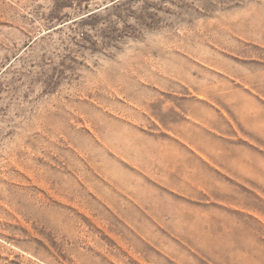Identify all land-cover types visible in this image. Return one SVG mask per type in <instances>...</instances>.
I'll use <instances>...</instances> for the list:
<instances>
[{"label":"rangeland","instance_id":"rangeland-1","mask_svg":"<svg viewBox=\"0 0 264 264\" xmlns=\"http://www.w3.org/2000/svg\"><path fill=\"white\" fill-rule=\"evenodd\" d=\"M0 264H264V0H0Z\"/></svg>","mask_w":264,"mask_h":264}]
</instances>
